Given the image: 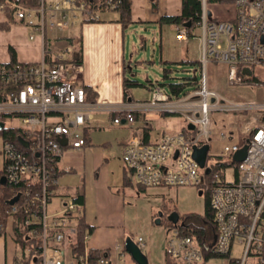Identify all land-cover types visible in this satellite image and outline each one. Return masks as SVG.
<instances>
[{
  "label": "built area",
  "instance_id": "built-area-1",
  "mask_svg": "<svg viewBox=\"0 0 264 264\" xmlns=\"http://www.w3.org/2000/svg\"><path fill=\"white\" fill-rule=\"evenodd\" d=\"M198 1L201 12L196 26L202 31L198 88L169 98L156 84L146 105L115 106L104 100L87 101L84 88L76 85L75 65L66 63L62 55H56L51 62L44 59L52 45L50 30H68L79 15L97 21L96 11L75 0H0V13L10 12L18 24L27 28L29 41L40 40L43 57L34 63L0 64V122L4 128H18L21 132L17 143L2 138L0 179H4L3 184L19 186L22 198L21 204L10 208L5 225L0 227V237L7 235L8 219L21 210V228L29 242L25 256H37L39 264H125L120 245H115L117 261L101 252L96 261L90 262L85 247L81 256L74 255L72 245L83 205L74 197H63L59 209L49 211L57 185L51 164L58 162L64 150L86 146L84 131L93 113H113L112 124L130 126L136 112L149 109L179 116L184 128L163 134L153 144L130 136L123 148L125 167L134 182L145 189L203 186L210 197L214 226L204 246L195 235L184 234L177 223L168 226L165 247L170 260L164 264H209L213 258H222L225 264H264V99L243 102L221 95L208 87L203 68L210 62L225 65L230 87L264 85V79L253 74L254 68L264 62V0H233L235 13L229 20L208 18L206 0ZM192 29L175 25V39L185 41ZM243 69H249L251 75L244 74ZM240 113L245 114L238 132L245 149L241 160L232 163V155L240 148L235 142L223 145L219 155L208 151L207 156L226 157L217 162L237 165V178L234 171L232 181L226 180L224 172L209 178L205 168L199 173L192 151L194 146L205 144L210 148L212 116ZM7 121L14 124L7 126ZM232 138V132L221 131L217 139L224 142ZM11 237L17 239L14 233ZM87 238L85 233L84 244ZM135 243L140 250L143 248L141 237ZM234 246L240 252L238 258L232 257Z\"/></svg>",
  "mask_w": 264,
  "mask_h": 264
},
{
  "label": "crops",
  "instance_id": "crops-1",
  "mask_svg": "<svg viewBox=\"0 0 264 264\" xmlns=\"http://www.w3.org/2000/svg\"><path fill=\"white\" fill-rule=\"evenodd\" d=\"M221 5L224 4H217V6ZM227 6H231V14L226 15L218 8L211 19H232L235 9L231 4ZM180 7L181 0H131V23L125 28L118 22L119 13L109 8L96 11L99 17L97 21L85 19L79 15L68 30L49 31V37H53L49 40L52 45L44 59L51 62L56 55H62L66 63L75 65L76 85L86 89L84 92L87 101L104 100L115 106L135 103L146 105L151 100L153 87L156 85L152 82L151 85L148 83L149 88L142 90L141 95L136 96L131 90V98H124L123 80L132 74L129 62L133 58L134 50V45L129 49L127 47L126 28L135 25L143 27L158 25L161 30V24L164 23L160 22V18L179 15ZM28 33L29 30L18 24L12 17L7 19L6 15L0 13V64L8 63L9 47L15 51L16 60L19 63H34L43 58L40 40L36 38L33 42L29 41ZM186 41L188 38L182 42L175 39V44L179 46ZM127 52L130 55L129 61L126 59ZM169 57L174 60L165 61L188 64L195 62L200 71L202 69L200 51L193 59L189 56V50L170 54ZM203 68L207 85L210 73L211 76L212 74L215 76L222 70L226 78L227 68L223 64L210 62ZM209 85L210 89L227 97ZM162 91L167 93L163 89ZM164 116L175 118L162 119ZM114 117L113 113H93L89 127L84 131L87 139L86 146L76 150L66 149L62 152L56 163L59 172L55 187L56 196L51 200L48 208L49 211L54 212L59 209L61 198L80 194V203L83 205L81 217L92 229L90 233L87 232L85 249L105 252L109 255V260L117 261L119 253L115 250V245H120L124 253V263L136 264L124 249L125 239H132L128 236L130 220L127 212L132 201L129 195L135 194V189L155 195L158 190L171 187L142 189L135 183L122 159L125 142L130 136H136L143 143L153 144L159 141L163 134L182 131L184 124L175 114L149 109L136 112L135 120L130 126L112 124ZM11 122L7 121L6 125L14 124ZM1 146L2 137L0 136V174L3 168ZM13 220L14 218L8 219L7 235L0 237V264H34L33 259L25 262L26 257L22 255L17 241L11 237L14 233ZM165 233L166 229L163 228V242L159 245L155 241L154 234H151L150 240L146 242L143 236L140 234L137 236L142 238L141 252L146 257L147 264L169 262L170 258L165 247ZM137 238L132 240L136 242Z\"/></svg>",
  "mask_w": 264,
  "mask_h": 264
},
{
  "label": "rangeland",
  "instance_id": "rangeland-1",
  "mask_svg": "<svg viewBox=\"0 0 264 264\" xmlns=\"http://www.w3.org/2000/svg\"><path fill=\"white\" fill-rule=\"evenodd\" d=\"M219 5V4H218ZM224 11L226 15L231 14V6L217 4H207V12H209L208 18L214 15L217 9ZM219 18V17H218ZM220 19V18H219ZM160 27L146 25L126 28V39L128 49L134 45L133 58L129 62L132 70V74L128 76V79L137 80L144 86L133 87L131 90L134 95H141L142 90H146L145 85H148V81L154 85L158 84L164 91L168 90V83L177 82L183 77H189L195 75L199 79L200 68L197 64L188 63H171L169 60L172 57L169 55L179 54L181 51L189 50L190 58H194L198 51L201 52L202 45V31L198 26H194L191 30V34L188 37V41L183 42L177 46L175 44V25L164 23ZM164 36V38H163ZM129 51V50H128ZM197 53V54H196ZM127 61L130 59L129 52L126 55ZM174 60V59H170ZM176 60V59H175ZM201 62V60H200ZM163 67L167 70L164 73ZM219 74L211 76L208 79V85L216 88L218 91L226 95L228 98L234 101H262L264 99V85L261 86H242V87H230L227 82L224 71H218ZM253 74L260 80L264 79V65L256 66L253 70ZM147 77V79H145ZM137 90V91H135ZM174 116H164L162 119H172ZM245 120V114H233L222 115L214 114L212 123V141L209 148V154L219 155L223 145L230 142L239 144V150L232 155V158L237 160L241 158L244 153L243 136L238 132ZM228 124V125H227ZM224 131L225 133L232 132L233 138L224 142L218 141V134ZM218 160L225 161L226 157H208L206 166L213 165ZM198 172L202 173L203 169L198 168ZM225 178L228 181L233 180V169L228 167L224 169ZM135 194L129 195L132 198L128 208L129 216V237L136 240L140 234L144 237V241H149L151 234H154L157 244L163 242V228L167 229L166 221L172 216H183L189 213L204 212V204L206 201L205 188L203 186L198 187H181V188H169L160 189L155 195L149 192H141L138 189L134 190ZM130 201V200H129ZM131 239V240H132ZM232 257L238 258L240 252L237 246H234ZM226 261L222 258H213L209 261V264H225Z\"/></svg>",
  "mask_w": 264,
  "mask_h": 264
},
{
  "label": "trees",
  "instance_id": "trees-1",
  "mask_svg": "<svg viewBox=\"0 0 264 264\" xmlns=\"http://www.w3.org/2000/svg\"><path fill=\"white\" fill-rule=\"evenodd\" d=\"M77 4L80 2H84L88 9L92 11H101L108 8L109 5H114L115 8L112 10H115L119 13V19L118 22L122 25V27H126L128 24L131 23V0H75ZM108 2V3H107ZM233 0H206V3L208 4H231ZM200 12H201V6L200 2L198 0H181V7H180V13L179 15L174 16H162L160 18L161 23H168V24H174V25H185L188 27V29H192L196 23L200 20ZM5 15L7 19H11L10 12L6 11ZM9 53V61L8 63H5L4 65H14L18 64L16 60V54L15 51L9 47L8 48ZM192 64H195L193 62ZM264 65V62L263 64ZM163 72H166V68L163 67ZM253 78V77H251ZM198 78L193 75L189 77H183L181 80L177 82L168 83V90L167 94L169 98H175L182 94H185L189 92L190 90L198 88ZM149 85L152 83L148 81ZM149 85H145L146 88H149ZM137 86H144L143 84L139 83L137 80H131L128 78H125L123 80V92H124V98H131V89L133 87ZM84 90H86L84 88ZM20 130L18 128L13 127H5L2 130H0V136L4 140H9L13 143H17V138L20 135ZM234 162H239V160H234ZM232 163H226V162H215L213 165L210 166V171L208 173V178L211 177L215 173H222L224 172V169L231 167L234 171V176L237 178L238 176V168L237 165H231ZM51 171L54 176H57L59 174L57 166L55 163L51 164ZM223 176V175H222ZM221 176V177H222ZM128 184L127 182H125ZM25 185H21L22 189H25ZM27 188V187H26ZM20 189L19 186H12L9 184H1L0 183V227L5 225V221L7 218V214L10 211V208L14 204H21L22 198L20 197L18 190ZM144 189V188H142ZM206 193V192H205ZM74 201L81 202V195L76 194L74 196ZM23 219V213L21 210H18L14 214V220H13V229L14 233L17 236V244L19 245L22 255L25 256L24 249L26 245L29 243L28 239L25 236L24 229L21 228V223ZM176 219L175 221H173ZM167 219L166 225L170 226L172 224L177 223L176 225L182 230L184 234L187 235H195L199 241L201 242V245H203V241L206 239L208 240L212 233L214 232V226L212 223V208H211V202L210 197L206 193V201L204 204V212L201 215L190 213L185 214L183 216H176L175 218ZM91 227L87 226L83 220V218L80 216L77 219V227H76V238L75 243L72 245V251L75 253L74 255L76 257L81 256L84 251V235L85 233L91 232ZM101 255V251L99 250H88V260L90 262L96 261L99 256ZM27 261H30L33 259L34 264H37L39 262V258L37 256L31 257V255L25 256ZM24 262V263H25Z\"/></svg>",
  "mask_w": 264,
  "mask_h": 264
},
{
  "label": "water",
  "instance_id": "water-1",
  "mask_svg": "<svg viewBox=\"0 0 264 264\" xmlns=\"http://www.w3.org/2000/svg\"><path fill=\"white\" fill-rule=\"evenodd\" d=\"M242 72L244 74L247 75H251V71L249 69H243ZM4 128L3 123L0 122V130H2ZM19 143L23 146H26V143L22 140L19 139ZM208 151H209V146L207 144L202 145L200 147H193V151H192V158L193 160L197 163L199 168H205V172L208 173L210 171V167H207L205 165L207 156H208ZM243 157V156H242ZM241 157V158H242ZM241 158H238L237 160H241ZM0 183L3 184L4 183V179L1 178L0 179ZM174 219L175 218V214L170 216L168 219ZM176 219H174L173 221H175ZM124 249L125 251L130 255V257L132 258V260L136 263V264H147V259L144 256V254L141 252V250L139 249V247L137 246V244L131 240L130 238H126L124 241Z\"/></svg>",
  "mask_w": 264,
  "mask_h": 264
}]
</instances>
